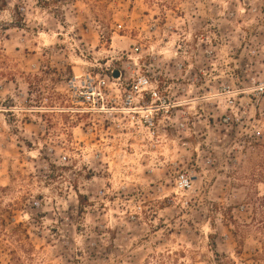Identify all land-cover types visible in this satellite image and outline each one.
<instances>
[{
    "label": "rangeland",
    "instance_id": "obj_1",
    "mask_svg": "<svg viewBox=\"0 0 264 264\" xmlns=\"http://www.w3.org/2000/svg\"><path fill=\"white\" fill-rule=\"evenodd\" d=\"M263 157L264 0H0V264H263Z\"/></svg>",
    "mask_w": 264,
    "mask_h": 264
},
{
    "label": "built area",
    "instance_id": "obj_2",
    "mask_svg": "<svg viewBox=\"0 0 264 264\" xmlns=\"http://www.w3.org/2000/svg\"><path fill=\"white\" fill-rule=\"evenodd\" d=\"M113 72H110L112 79H114ZM108 78L109 76L105 74L104 78L98 84H95L93 77L88 74L87 85L85 87L90 92L86 90L85 94H81L80 97L89 100L90 95L94 93L95 89L99 90L100 86H106L105 79ZM165 103L166 100L160 92L156 81L147 74H139L132 78V81L128 82L124 87L120 98L121 107L119 111H126L131 119L142 117L145 123L153 125L154 115L164 107ZM168 111L169 109L165 108V112ZM178 182L182 187H187L190 184L188 177L184 174L179 176Z\"/></svg>",
    "mask_w": 264,
    "mask_h": 264
},
{
    "label": "trees",
    "instance_id": "obj_3",
    "mask_svg": "<svg viewBox=\"0 0 264 264\" xmlns=\"http://www.w3.org/2000/svg\"><path fill=\"white\" fill-rule=\"evenodd\" d=\"M261 167L264 168V157L260 162ZM264 179V172H261ZM264 182V181H263ZM248 204L251 205V216H250V224L253 223L254 230L260 235V237L264 240V194H259V192H254L251 196H249ZM249 223L242 224L243 227H248ZM240 229L242 227H239ZM242 230V229H241ZM261 249L256 251L255 260L261 261L264 264V241H261Z\"/></svg>",
    "mask_w": 264,
    "mask_h": 264
},
{
    "label": "water",
    "instance_id": "obj_4",
    "mask_svg": "<svg viewBox=\"0 0 264 264\" xmlns=\"http://www.w3.org/2000/svg\"><path fill=\"white\" fill-rule=\"evenodd\" d=\"M113 76H114V77H117V76H118V72H117V71H114V72H113Z\"/></svg>",
    "mask_w": 264,
    "mask_h": 264
}]
</instances>
